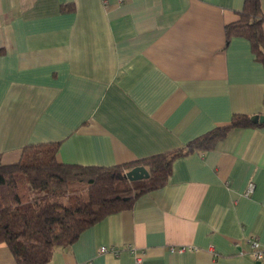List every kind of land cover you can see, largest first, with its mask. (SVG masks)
Instances as JSON below:
<instances>
[{
  "label": "crops",
  "instance_id": "crops-1",
  "mask_svg": "<svg viewBox=\"0 0 264 264\" xmlns=\"http://www.w3.org/2000/svg\"><path fill=\"white\" fill-rule=\"evenodd\" d=\"M244 2L0 0L2 161L59 141L60 162L113 166L183 147L235 112L264 113V62L226 36ZM253 237L264 248V124L176 157L163 187L46 264H135L132 248L143 264H264ZM0 264H16L4 243Z\"/></svg>",
  "mask_w": 264,
  "mask_h": 264
},
{
  "label": "trees",
  "instance_id": "trees-1",
  "mask_svg": "<svg viewBox=\"0 0 264 264\" xmlns=\"http://www.w3.org/2000/svg\"><path fill=\"white\" fill-rule=\"evenodd\" d=\"M70 12L73 5H64ZM226 36H243L264 62V12L260 0H245L238 19L226 25ZM264 103V97H263ZM254 114L235 112L179 148L113 166L63 163L57 160L59 141L27 145L18 161L4 163L0 155V244L12 251L16 264H46L58 246L74 243L80 234L106 216L133 207L144 193L163 187L176 157L207 151L234 128L252 127ZM144 165L148 178L130 180L126 172Z\"/></svg>",
  "mask_w": 264,
  "mask_h": 264
},
{
  "label": "built area",
  "instance_id": "built-area-1",
  "mask_svg": "<svg viewBox=\"0 0 264 264\" xmlns=\"http://www.w3.org/2000/svg\"><path fill=\"white\" fill-rule=\"evenodd\" d=\"M119 1H124V0H119ZM249 246L251 248L250 250V255L254 260H262L264 258V248L261 245L260 240L257 237H253L249 239ZM188 248L187 246H182L179 249L180 250H184ZM102 251H106V250H111L114 252H118V249L115 247H109L107 245H103L101 247ZM132 251H134V255H135V264H143V258L146 255L145 250H138L136 248H132Z\"/></svg>",
  "mask_w": 264,
  "mask_h": 264
},
{
  "label": "water",
  "instance_id": "water-1",
  "mask_svg": "<svg viewBox=\"0 0 264 264\" xmlns=\"http://www.w3.org/2000/svg\"><path fill=\"white\" fill-rule=\"evenodd\" d=\"M252 121L255 123H263L264 122V113H257L251 117ZM127 178L130 180H139L148 178L150 176L149 170L144 165H137L132 169L128 170L125 174Z\"/></svg>",
  "mask_w": 264,
  "mask_h": 264
}]
</instances>
